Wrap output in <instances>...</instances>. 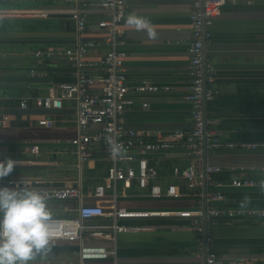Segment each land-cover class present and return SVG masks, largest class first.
<instances>
[{"label": "crops", "instance_id": "obj_1", "mask_svg": "<svg viewBox=\"0 0 264 264\" xmlns=\"http://www.w3.org/2000/svg\"><path fill=\"white\" fill-rule=\"evenodd\" d=\"M74 1V2H73ZM0 0V10L24 13L21 17L3 19L46 18L40 14H70L75 0ZM89 3L87 26L83 39H92L97 46L86 56L87 63H97L105 48L102 34L94 25L104 17L98 0ZM126 15L120 25L125 52L124 69L129 86L147 80L159 87L149 93L130 92L135 105L123 114L124 127L141 133L152 142H160L175 131L187 135L191 130L190 104L186 101L189 82L187 68L190 39L189 11L191 0H125ZM150 21V36L126 23L129 13ZM72 30L64 32H0L1 76L32 77L30 70L40 64L32 52L45 48H70L75 44ZM210 41L204 46L205 65L214 72L215 87L219 93L207 104L210 118L218 120L215 129L221 146L205 150L199 173L203 176V162L207 165L242 168L245 174L260 183L264 180V0H227L220 15L210 28ZM45 77L49 81L34 82L27 89L0 90L3 95H46L58 82L73 81L74 70L63 58L44 60ZM39 69V68H38ZM40 70V69H39ZM47 72L48 73L47 75ZM36 78V77H35ZM169 87L162 90V87ZM148 108L142 109L141 102ZM14 103L15 105L9 106ZM0 108H19L15 102H0ZM65 114L56 116L9 115V123L0 128V159L12 156L17 166H62L51 169H14L3 178L26 179L32 182H63L73 184L81 176L85 204L113 206L110 197H91L94 188L103 183L109 162L101 147H96L91 158L76 168L75 149L70 141L76 135L75 104L64 102ZM3 115H0V117ZM42 118L53 121L51 126L38 123ZM96 128L91 127L90 131ZM151 163L158 166V182L162 186L176 184L179 196L171 199H152L144 195L133 182L125 189L117 183V206L127 210L147 212L202 211L203 186L189 190L183 181L171 177L174 165L184 167L188 160L183 147L147 154ZM223 183L227 182V172ZM215 180V179H214ZM203 181V180H202ZM110 191V189H108ZM219 191L222 201L212 205L221 210L220 217L207 219V235L212 242L206 244L222 264H264V189L233 188L224 185ZM245 198L247 201L245 202ZM207 204V203H206ZM75 203H53L48 206L52 218L74 217ZM69 210V211H68ZM127 226L120 231L115 246L107 240H88L105 248H116L117 264H203V217L181 218L152 215L147 218L120 221ZM86 225H110L109 218H94ZM199 231H198V230ZM29 264H81L76 243L52 242L50 249ZM82 264H113L105 261H84Z\"/></svg>", "mask_w": 264, "mask_h": 264}, {"label": "built area", "instance_id": "obj_2", "mask_svg": "<svg viewBox=\"0 0 264 264\" xmlns=\"http://www.w3.org/2000/svg\"><path fill=\"white\" fill-rule=\"evenodd\" d=\"M71 2L73 0H64ZM74 2V1H73ZM227 0H191L189 11L190 39L187 43L189 65L187 79L189 82L186 101L190 104L191 130L185 135L175 131L168 134L160 142L148 141L144 136L134 130L124 127L122 117L125 111L135 105V100L128 96L130 92L149 93L158 91L159 87L147 80H141L136 85L129 86L124 69L125 52L120 25L126 15L125 0H98V6L104 11L95 29L102 34L101 44L105 53L99 62L87 63L85 56L93 50L97 43L92 39H83L87 26L86 14L83 9L89 7L84 0H75V7L70 11V20L74 23L75 44L70 48H45L32 52L39 64L54 57L63 58L74 70L73 81H62L53 85L46 95H3L0 102H15L21 109L43 108L62 109L64 102L75 104L76 135L70 141L75 149L76 168L81 172L83 164L87 162L96 147H101L105 158L109 162L107 174L103 183L98 184L91 194L95 199L110 197L113 201L111 209L102 206L85 204L87 194L83 190L81 176L73 184L63 187H39L32 185L26 179L9 178L0 180V186L15 182L17 188H26L49 197L48 203H75L72 210L74 217L51 218L50 231L52 242L76 243L78 256L82 264L84 261H103L111 259L117 264L116 248H105L96 244H88V240H107L114 246L120 231L127 226L120 223L125 219L147 218L152 215H168L170 217L196 218L202 217V211L182 210L167 212H147L140 210H127L117 206V183L122 182L125 189H129L134 182L144 191V195L152 199H171L179 196L176 184L162 186L158 182V166L151 163L147 154L158 153L176 147H183L188 165L181 167L174 165L171 177L183 181L189 190L203 186L202 175L199 169L202 164L204 150L221 146L218 131L215 126L218 120L207 115L206 106L217 97L219 91L215 87L214 72L205 65L204 46L210 41L212 27L215 19L220 15L222 7ZM21 12L0 10V18L21 17ZM46 17V13L40 14ZM32 77L43 78V70L33 68ZM1 76V71H0ZM164 86L162 90H168ZM148 103L142 101L140 107L148 108ZM10 119L7 115L0 117V128L6 126ZM41 125L53 124V121L41 119ZM96 128L90 131V128ZM116 142L119 152L113 155L111 142ZM206 216L214 219L220 217L221 210L212 203L222 201L223 194L219 191L224 185L233 188H252L261 183L248 177L242 168H228L206 165ZM227 172V182L211 178L213 174ZM110 189V191H108ZM69 211V210H68ZM94 218H109L110 225H86L85 221ZM210 244L209 235L205 239ZM205 264H222L221 259L207 248Z\"/></svg>", "mask_w": 264, "mask_h": 264}, {"label": "clouds", "instance_id": "obj_3", "mask_svg": "<svg viewBox=\"0 0 264 264\" xmlns=\"http://www.w3.org/2000/svg\"><path fill=\"white\" fill-rule=\"evenodd\" d=\"M126 23L147 31L150 36L155 35L149 27L150 21L136 12L127 15ZM111 152L113 155L119 152L114 141ZM16 167V158L0 159V180L10 176ZM260 183L264 189V180ZM48 199L40 191L17 188L15 182L0 186V264H29L37 254L50 249L53 235Z\"/></svg>", "mask_w": 264, "mask_h": 264}, {"label": "water", "instance_id": "obj_4", "mask_svg": "<svg viewBox=\"0 0 264 264\" xmlns=\"http://www.w3.org/2000/svg\"><path fill=\"white\" fill-rule=\"evenodd\" d=\"M47 18H65L69 19L71 17L70 14H58V13H49L46 15ZM66 26L69 27V21H66ZM49 81L47 78H35V77H22V76H13V75H6V76H0V90H20V89H27L30 84L34 82H44ZM65 114V109H43V108H0V115H36V116H56V115H63ZM46 119V118H42ZM205 154V150L203 152ZM206 161L203 162V206H202V217L204 221V234H203V240H204V253H203V264H205L206 254H207V246H206V236H207V216H206V174L204 171V168L206 166ZM51 168H62V166H17L16 169H51ZM32 185L39 186V187H63V182H32Z\"/></svg>", "mask_w": 264, "mask_h": 264}, {"label": "trees", "instance_id": "obj_5", "mask_svg": "<svg viewBox=\"0 0 264 264\" xmlns=\"http://www.w3.org/2000/svg\"><path fill=\"white\" fill-rule=\"evenodd\" d=\"M70 29L72 30V28ZM70 29L66 28L63 20L55 19V18L46 17V18H34V19H3V20H0V32H9V31L15 32V31H21V30H25L29 32H39V31L64 32ZM45 64L46 62H42L37 67L43 70V67ZM48 73L50 72H47V75ZM14 105H15L14 103L9 104V106H12V107ZM211 178L222 181L226 179V176L224 174H213Z\"/></svg>", "mask_w": 264, "mask_h": 264}]
</instances>
